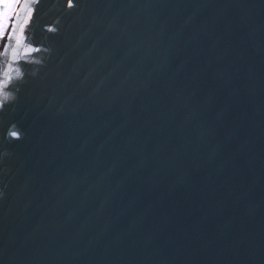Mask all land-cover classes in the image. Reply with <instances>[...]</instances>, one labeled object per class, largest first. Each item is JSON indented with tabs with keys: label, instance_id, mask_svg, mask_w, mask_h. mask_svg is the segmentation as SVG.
<instances>
[{
	"label": "water",
	"instance_id": "1",
	"mask_svg": "<svg viewBox=\"0 0 264 264\" xmlns=\"http://www.w3.org/2000/svg\"><path fill=\"white\" fill-rule=\"evenodd\" d=\"M17 15L0 264H264V0Z\"/></svg>",
	"mask_w": 264,
	"mask_h": 264
},
{
	"label": "snow or ice",
	"instance_id": "2",
	"mask_svg": "<svg viewBox=\"0 0 264 264\" xmlns=\"http://www.w3.org/2000/svg\"><path fill=\"white\" fill-rule=\"evenodd\" d=\"M20 3V0H0V5L4 6L7 11H0V40L4 39L6 36V33L8 32L9 28L11 27V21L15 15V12L13 9L17 8ZM69 7L74 6V0H68ZM23 28L21 29V37L17 39V43L21 42V39L23 38ZM13 57H15L16 53L13 52ZM11 65L8 66L7 69L3 72V76L5 79L0 80V92L3 91V88L5 87L6 82H10L12 80L11 75L9 74ZM3 106V101L0 100V107ZM11 135L13 137H18L17 132H12Z\"/></svg>",
	"mask_w": 264,
	"mask_h": 264
},
{
	"label": "bare ground",
	"instance_id": "3",
	"mask_svg": "<svg viewBox=\"0 0 264 264\" xmlns=\"http://www.w3.org/2000/svg\"><path fill=\"white\" fill-rule=\"evenodd\" d=\"M21 4H22V2H21ZM21 4H20V7H21ZM20 7L18 8V12H19ZM18 12H16V14H18ZM17 17H18V15L16 16V19H17ZM16 19L13 22L14 24L16 22ZM14 24H13V27L10 28L11 31L9 30L10 33L8 35H6V37L4 39L0 40V60H2L4 58V56H5V53H6V50H7L11 35H12V31H13V28H14Z\"/></svg>",
	"mask_w": 264,
	"mask_h": 264
},
{
	"label": "rangeland",
	"instance_id": "4",
	"mask_svg": "<svg viewBox=\"0 0 264 264\" xmlns=\"http://www.w3.org/2000/svg\"><path fill=\"white\" fill-rule=\"evenodd\" d=\"M21 2H22V0H20V3H19V5H18V7L15 8V9H13V11L15 12V15H14L12 21H11V27H10V28L13 27V24H14L13 22L15 21L16 16H17L16 12H18V8L20 7ZM0 11H7V9H6L5 7H3V8L0 9ZM10 28H9V30L11 31ZM9 30H8V32L6 33V35H8V34L10 33ZM5 37H6V36H5Z\"/></svg>",
	"mask_w": 264,
	"mask_h": 264
}]
</instances>
